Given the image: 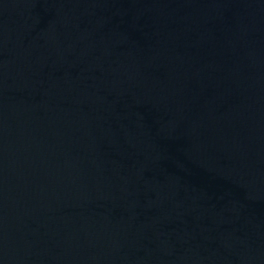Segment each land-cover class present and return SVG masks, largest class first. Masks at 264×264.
Instances as JSON below:
<instances>
[{
  "label": "water",
  "instance_id": "95a60500",
  "mask_svg": "<svg viewBox=\"0 0 264 264\" xmlns=\"http://www.w3.org/2000/svg\"><path fill=\"white\" fill-rule=\"evenodd\" d=\"M0 264H264V0H0Z\"/></svg>",
  "mask_w": 264,
  "mask_h": 264
}]
</instances>
